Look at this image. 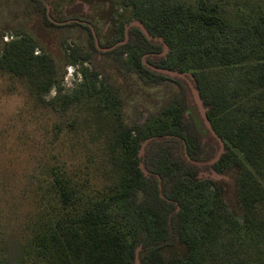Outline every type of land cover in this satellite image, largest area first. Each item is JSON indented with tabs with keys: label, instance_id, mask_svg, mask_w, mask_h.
I'll return each mask as SVG.
<instances>
[{
	"label": "trees",
	"instance_id": "1",
	"mask_svg": "<svg viewBox=\"0 0 264 264\" xmlns=\"http://www.w3.org/2000/svg\"><path fill=\"white\" fill-rule=\"evenodd\" d=\"M121 5L128 9L115 28L121 36L105 45L87 21L71 17L60 24L46 9L43 21L47 27L80 26L89 33V51L74 50L72 62L88 61L93 52L106 54L118 70L134 71L154 84L172 81L179 90L164 117L146 129L137 122L126 123L114 111L118 97L110 88L96 85L100 84L98 70L90 74L83 70V86L89 91L85 101L84 94H73L49 102L64 114L73 106L77 111L85 107L83 122L75 116L70 126L94 130L90 133L103 145L106 179L101 187L86 192L89 180L81 182L55 169L54 193L36 216L21 264H135L139 247L140 264H205L202 247L225 226L243 230L244 240L259 239L263 250L264 15L236 24L217 4L205 0L197 6L172 0H121ZM134 20L145 26L152 39L137 26L126 31ZM37 47L31 35L4 42L0 72L26 80L41 100L57 82V70L46 52L34 56ZM127 52L128 61L123 60ZM159 68L185 73L198 90L207 117L225 145L216 163L211 161L219 142L206 128L187 82L161 74L155 70ZM230 166L239 172L243 218L236 220L226 210L220 189L211 187L212 205L204 217L203 238L198 240L196 205L205 187L199 182V171L222 172ZM113 203H121L142 219V230L133 231L115 220L108 212ZM177 242L186 245L185 254L165 255V248Z\"/></svg>",
	"mask_w": 264,
	"mask_h": 264
},
{
	"label": "rangeland",
	"instance_id": "2",
	"mask_svg": "<svg viewBox=\"0 0 264 264\" xmlns=\"http://www.w3.org/2000/svg\"><path fill=\"white\" fill-rule=\"evenodd\" d=\"M199 1L172 0L186 6H197ZM205 1L217 4L222 14L236 24L254 22L264 15V0ZM81 3L83 7H75ZM45 9L60 24L71 17L87 21L104 45L121 36L116 35L115 28L128 13L121 0H0V54L5 37L13 42L31 35L38 46L34 56L46 52L57 70V82L41 100L31 93L26 80L0 72V264H21L24 259L36 216L54 193L51 182L55 169L81 182L89 180L86 192L101 187L106 179L101 165L103 145L90 133L94 130L70 126L75 116L83 122L85 107L77 111L73 106L64 114L49 102L58 96L73 94H84L85 101L89 91L83 86V70L88 74L98 70L100 84L96 85L110 88L118 97L114 111L126 123L137 122L140 128L146 129L164 117L179 90L172 81L154 84L142 80L134 71L118 70L112 57L106 54L93 52L88 61L72 62L74 50L77 54L89 51V33L80 26L47 27L43 21ZM49 19L53 21L50 16ZM129 59L127 52L123 60ZM185 119H189L187 112ZM238 177L235 166L222 172L199 171V182L205 187L196 205L194 233L198 240L203 238L204 217L212 205L214 188L220 189L226 210L236 220H242ZM108 212L133 231L142 230L144 221L134 217L121 203L111 204ZM244 233L225 226L206 240L202 247L205 264H264V249L259 247V239L244 240ZM185 252L186 245L181 242L164 250L165 255Z\"/></svg>",
	"mask_w": 264,
	"mask_h": 264
},
{
	"label": "water",
	"instance_id": "3",
	"mask_svg": "<svg viewBox=\"0 0 264 264\" xmlns=\"http://www.w3.org/2000/svg\"><path fill=\"white\" fill-rule=\"evenodd\" d=\"M131 26H137L140 28V30L142 31V33L150 40L152 39V36L149 34L148 30L145 28V26L140 23L139 21H132L128 26H126V31H128L129 27ZM162 42L163 40L160 39ZM168 51V47L165 45V53ZM157 72L161 73V74H165V75H168L172 78H181L183 80H185L190 88V91H191V94H192V97L198 107V110H199V113L204 121V124L206 126V128L209 130V132L212 134V136L214 138L217 139V141L219 142V145H220V149H219V152L217 154V156L215 157L214 160L211 161V164H214L216 163L220 157L222 156V154H224L225 152V145H224V142L223 140L218 136V134L215 132V130L213 129L212 127V124L211 122L209 121L208 117H207V114H206V108L204 107L203 105V101L200 97V94L198 92V90L194 87V84L191 82V79L185 74V73H181L179 71H176V70H169V69H163V68H159V69H155ZM146 143H144L143 145H145ZM140 154L142 155L143 154V149L141 150ZM140 168L143 170V172L146 174L144 168H143V165H140ZM141 250V247H139L136 251V262L135 264H140L139 262V251Z\"/></svg>",
	"mask_w": 264,
	"mask_h": 264
},
{
	"label": "built area",
	"instance_id": "4",
	"mask_svg": "<svg viewBox=\"0 0 264 264\" xmlns=\"http://www.w3.org/2000/svg\"><path fill=\"white\" fill-rule=\"evenodd\" d=\"M8 41H10V40L8 39V37H5V42H8Z\"/></svg>",
	"mask_w": 264,
	"mask_h": 264
}]
</instances>
